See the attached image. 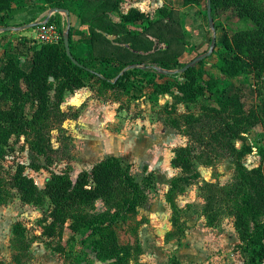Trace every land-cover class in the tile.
<instances>
[{"label": "trees", "instance_id": "trees-1", "mask_svg": "<svg viewBox=\"0 0 264 264\" xmlns=\"http://www.w3.org/2000/svg\"><path fill=\"white\" fill-rule=\"evenodd\" d=\"M12 1L0 0V29L7 28L14 19ZM42 1V6L66 10L68 14L79 3L76 18L81 26L87 27L90 49L84 57L74 53L70 27L68 44L77 64L67 57L62 38L57 44L39 47L30 44L32 68L28 72L17 66L14 53L8 58L0 57V106L6 105L0 107V160L11 150L12 138L20 137L35 156L45 157L50 149L49 133L53 124L63 117L60 106L65 94L86 87L87 79L97 78L98 66L114 67L121 74L115 85L125 93L152 86L151 96L156 99L167 89L155 78L173 77L163 72L174 70L187 50L181 15L173 7L159 8L158 17L153 19L135 9L119 13L122 0ZM195 1L183 0V6ZM210 3L216 9L235 8L240 19L250 20L252 27L231 35L223 34L216 62L220 74L228 77L243 74L246 63L256 81L260 106L264 108L261 94L264 90V10L252 5L250 0H210ZM112 13L119 15L120 23L112 21ZM47 23H56L54 25L62 33L60 15L55 14ZM136 23L141 29L131 30L129 25ZM217 27L214 25L215 30ZM24 42L18 40L9 52ZM203 63L204 60L198 65ZM202 73L190 67L183 72L184 81L175 86L181 102L188 105L201 99L202 103H199L198 115L181 116L188 142L173 150L170 165L181 174L172 178L167 202L172 204L176 194L183 193L186 187L199 180L195 160L200 151H212L217 156L220 151L226 153L233 160L235 176L223 187L213 189L206 185L208 194L203 206L206 225L213 227L222 214L231 216L240 242L234 250L240 251L242 262L264 264V156L262 163L251 169L241 161L246 152L251 151L245 144L246 135L258 125L264 130V121L256 107L245 109L238 92L219 87L212 77H207L202 84ZM105 85L112 87L108 81ZM236 140L241 141V149L235 147ZM261 151L264 153V149ZM30 166L35 171L40 169L39 165ZM25 168L22 164L16 166L10 187L23 204L48 202L49 207L40 221L42 237L61 241L65 230L70 232L71 239L87 230L89 238H93L90 242L96 258L110 264H131V255L118 243L112 225L134 212L145 196L120 158L107 156L89 171L80 172L74 180L67 172L51 173L42 189L25 175ZM143 184L149 186V179L145 178ZM98 201L104 206L101 213L95 212ZM0 205H3L1 182ZM12 235L19 248H28L26 231L20 223L14 224ZM63 251V248L57 250ZM134 264L140 263L135 261Z\"/></svg>", "mask_w": 264, "mask_h": 264}, {"label": "rangeland", "instance_id": "rangeland-1", "mask_svg": "<svg viewBox=\"0 0 264 264\" xmlns=\"http://www.w3.org/2000/svg\"><path fill=\"white\" fill-rule=\"evenodd\" d=\"M250 1L264 10V0ZM132 2H136L153 19L158 17L157 10L162 6L176 8L181 13L188 45L186 53L171 71L173 77L155 78L158 84L166 85L167 92L156 99L151 96L152 86L125 93L115 85L121 74L114 67L101 65L97 68V78L87 79L86 88L66 94L61 105L63 117L53 124L49 133L50 149L46 152V158L35 156L23 137L12 138L11 150L0 160L3 200V205H0V264H110L96 258L90 242L93 238H89L87 230L72 239L70 232L65 230L61 241L42 237L40 221L49 207L48 202L44 205L23 204L10 187V178L18 164L26 167L25 175L42 189L51 173L67 172L74 180L80 172L89 171L109 155L123 161L145 196L134 212L127 213L124 220L112 225L118 243L131 255V264L135 261L140 264H243L242 254L234 250L239 239L233 227V218L222 214L213 227H208L203 213L205 196L208 194L206 185L214 189L233 181L235 169L230 156L221 151L219 156L207 150L200 151L201 154L196 152L199 153L195 160L199 180L186 187L183 193L176 194L172 204L167 202V193L172 178L181 174L180 170L169 164L173 150L188 142L181 126V116L189 113L198 115L199 103H202L201 99L188 105L181 102L175 86L184 81L180 70L209 51L213 35L215 47L211 56L204 60L202 66H194L197 71L203 72L200 75L201 83L207 81V77H212L219 87L225 86L229 92H238L245 109L256 107L264 121V108L260 106L255 90L256 81L249 73L247 64L244 63L243 74L228 77L220 74L216 62L223 34L231 35L252 27L250 20L240 19L235 8L216 9L211 5L213 26L210 28L206 0H196L188 6H183V0ZM42 3V0H13L16 19L7 28L16 25L23 27L34 21L32 16ZM78 7L79 3H76L71 8V15H60L61 27L58 28L63 34L67 21L69 28L72 27L71 18L76 17ZM27 11H31L29 15L22 14ZM111 17L113 20L119 19L116 14ZM135 25L133 28L138 30L140 26ZM214 25L218 26L216 30ZM35 29L26 31L32 41L35 39ZM72 31L78 40L76 44L86 54L87 31L76 27H72ZM4 34L5 30L0 29V35ZM18 39L22 38L13 34L0 37V47L7 51L17 44ZM102 80L104 83H101ZM107 81L112 87L105 85ZM204 92L207 93L206 88ZM261 94L264 97V90ZM234 143L237 149H241V141ZM245 144L251 147V151L242 158L243 165L247 169L259 166L264 156L261 151L264 149L261 125L246 135ZM31 164L39 165L40 169L32 170ZM145 178L149 179V186L143 184ZM103 210V203L98 201L95 212L101 213ZM16 223L25 228L29 245L25 250L13 241L12 228ZM62 248V253L57 252Z\"/></svg>", "mask_w": 264, "mask_h": 264}, {"label": "crops", "instance_id": "crops-1", "mask_svg": "<svg viewBox=\"0 0 264 264\" xmlns=\"http://www.w3.org/2000/svg\"><path fill=\"white\" fill-rule=\"evenodd\" d=\"M133 0H122L121 4H120V10H121V13L122 14H126L130 9H135L139 12H142V13H145L147 14L145 11H143L139 5L136 3V2H132ZM162 6V5H161ZM41 8H37V11L33 14L32 18H35L34 21H32L31 23L23 26V27H18V25H16V27H12L10 31H5V34L4 35H0V37H4L6 35H10V34H13V36H16L18 38H22V39H18V40H25V44H18V48L16 47V49L12 50L11 52H9V50L11 49H7V51H3V49L0 47V57L2 58H8L9 56H11L13 53L16 55V63H17V66H19L22 70L28 72L31 70L32 68V61H31V51H32V47L30 46L31 44V39L29 37V35H27V32L28 30H31V29H35L40 23H43V22H48V20L54 16L55 14H50V11L51 9L47 8V7H44L42 5H40ZM163 7V6H162ZM164 7H167V6H164ZM161 8V7H160ZM176 9V8H175ZM178 10V9H177ZM179 11V10H178ZM31 11H27L26 13L23 12L22 14H27L29 15ZM180 12V11H179ZM58 14V13H57ZM112 14H116V13H112ZM112 14H110V17L112 16ZM58 15H61V14H58ZM64 15V14H63ZM71 15V14H70ZM148 15V14H147ZM181 15V13H180ZM116 16L119 18V19H112V21L116 22V23H120V17L118 14H116ZM150 17V16H149ZM16 19V16H14V19ZM43 19V20H42ZM63 19V18H62ZM182 19V17H181ZM42 20V21H41ZM15 24H18L17 22H15ZM71 25L72 27H76L78 29H81V30H86L87 31V27L85 26H81L79 24V21L78 19L74 16L73 18H71ZM133 25L135 24H131L129 25V28L131 30H136L135 28H133ZM136 25H139L140 28L138 30L141 29V25L139 23H136ZM135 25V26H136ZM36 26V27H35ZM134 26V27H135ZM74 31H72V38H73V41L75 42V47H74V53L77 55V56H80V57H83V56H86L88 54V51L90 49V46H89V37H87V39L85 40L87 42V47H86V54L84 53V51L81 50V47L76 44V42L78 43V40H76L74 38V35H73ZM7 52V53H6ZM13 54V55H14ZM184 56V55H183ZM86 88V87H84ZM82 90V89H80ZM79 90V91H80ZM78 91V90H77ZM67 94H72V93H67ZM66 96V94H65ZM64 96V98H65ZM64 101V99H63ZM63 104V103H62ZM61 104V105H62ZM3 106V107H2ZM6 105L2 104L0 107L1 108H5ZM60 109H61V106H60ZM62 111V110H61ZM63 113V111H62ZM109 156H112V155H109ZM116 157V156H115ZM171 160V159H170ZM169 164H170V161H169ZM171 166V165H170ZM172 167V166H171ZM240 244V242H239ZM238 244V245H239ZM237 246V245H236ZM235 246V247H236ZM235 249V248H234ZM244 264V263H243Z\"/></svg>", "mask_w": 264, "mask_h": 264}, {"label": "water", "instance_id": "water-1", "mask_svg": "<svg viewBox=\"0 0 264 264\" xmlns=\"http://www.w3.org/2000/svg\"><path fill=\"white\" fill-rule=\"evenodd\" d=\"M206 6H207V12H206V15H207V19H208V22H209V27L212 28L213 26V23H212V19H211V3H210V0H206ZM64 14L65 16H68V12L66 10H61V9H51L50 11V14ZM69 21H67V29H66V32L63 34L62 36V39H63V45H64V48H65V52H66V55L67 57L74 63V64H77V62L73 59L71 53H70V49H69V44H68V30H69ZM5 31H10L11 28H5L4 29ZM215 47V36L213 35L212 37V41H211V47L209 49V51L204 54V55H201L195 59H193L191 61V63L187 66H185L183 69L180 70L181 73L185 72L188 68L190 67H194L196 64H198L199 62L209 58L211 56V53H212V50L214 49ZM165 74H172V72H163Z\"/></svg>", "mask_w": 264, "mask_h": 264}, {"label": "built area", "instance_id": "built-area-1", "mask_svg": "<svg viewBox=\"0 0 264 264\" xmlns=\"http://www.w3.org/2000/svg\"><path fill=\"white\" fill-rule=\"evenodd\" d=\"M35 33V39L31 41L33 47L57 44L63 36V33H60L54 24H48L47 22L40 23L36 27Z\"/></svg>", "mask_w": 264, "mask_h": 264}]
</instances>
